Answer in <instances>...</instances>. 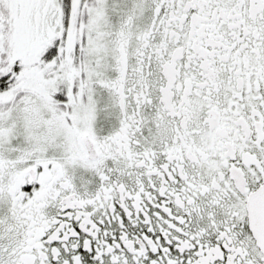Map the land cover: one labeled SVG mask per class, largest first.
I'll return each instance as SVG.
<instances>
[{
  "label": "snow or ice",
  "instance_id": "6c2138e0",
  "mask_svg": "<svg viewBox=\"0 0 264 264\" xmlns=\"http://www.w3.org/2000/svg\"><path fill=\"white\" fill-rule=\"evenodd\" d=\"M0 264H264V0H0Z\"/></svg>",
  "mask_w": 264,
  "mask_h": 264
}]
</instances>
